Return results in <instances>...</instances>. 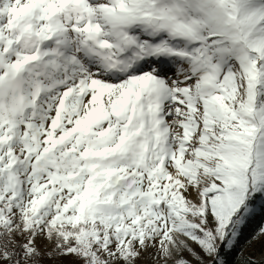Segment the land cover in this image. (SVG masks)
<instances>
[{
  "label": "snow or ice",
  "instance_id": "1",
  "mask_svg": "<svg viewBox=\"0 0 264 264\" xmlns=\"http://www.w3.org/2000/svg\"><path fill=\"white\" fill-rule=\"evenodd\" d=\"M0 264H264V0H0Z\"/></svg>",
  "mask_w": 264,
  "mask_h": 264
}]
</instances>
